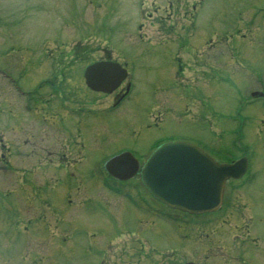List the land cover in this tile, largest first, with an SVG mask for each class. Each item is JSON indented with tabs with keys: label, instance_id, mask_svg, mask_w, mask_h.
<instances>
[{
	"label": "rangeland",
	"instance_id": "374dc122",
	"mask_svg": "<svg viewBox=\"0 0 264 264\" xmlns=\"http://www.w3.org/2000/svg\"><path fill=\"white\" fill-rule=\"evenodd\" d=\"M260 1L264 3L203 0L200 8H187L167 23V11L163 10L151 22L154 0H0V65H7L21 77L24 74L22 85L28 88L39 77L34 70L29 74L27 68L33 63L56 67L68 80L71 73L76 77L87 61L99 55L121 56L132 75L134 99L124 104V111L107 114L110 126L98 136L97 144L92 142L95 135L87 141L86 157L109 156L124 145L141 149L138 155L143 156L155 138L169 134H179L199 145L207 143L214 150L225 148L221 154L227 159L247 151L255 172V181L247 190L254 203L251 223L255 226L261 220L264 201V97L250 99L253 91L264 92V14H253L254 4ZM180 18L185 20L184 27L178 28ZM21 56L26 60H20ZM197 65L198 72L193 69ZM174 73L181 83L173 79ZM4 81L0 78V105L9 89ZM209 82L213 92L206 87ZM62 96L63 113H75L69 92ZM154 96L157 99L151 105ZM110 99L103 96L95 101L106 105ZM16 100L14 112L21 102ZM167 102L176 108L180 103L179 110H187L189 116L179 114L175 120L181 121L179 125L174 122L175 115L167 111L160 126L147 128L145 123L151 121L147 110L155 113L158 104ZM20 109V114L11 118L5 114L7 107L0 106V112H5L0 113V264H52L51 255L56 264H67L66 245L73 238L74 219L68 217L65 208L70 200L76 203L77 197L84 196L87 188H76L79 185L75 182L67 186L60 175L56 184L46 174L38 175L31 164L35 156L23 163L24 128L37 126V122H31L29 110ZM87 115L84 112L78 127L73 128L75 135L65 140V145L60 141L53 147L59 153H67L70 147L71 158L78 162L83 156V126L101 131L108 126L86 124ZM233 116L237 118L234 121ZM40 137H36L39 145L35 147L50 148V140ZM240 139L243 147L235 146ZM39 158L35 161L42 164L44 159ZM74 168L70 170L74 171L69 174L71 180L79 174ZM36 178L38 182L44 178L49 181L45 190H36L32 184ZM96 178L100 179L98 175ZM54 184L52 193L49 190ZM235 193L234 206L240 211L242 205L236 203L240 194ZM49 197L57 205L56 215L50 214L53 203ZM87 204L94 205V201ZM228 204L231 208V199ZM96 212L95 217H99L101 210ZM41 214L46 217L40 219ZM149 222L150 227L160 223L172 226L162 220Z\"/></svg>",
	"mask_w": 264,
	"mask_h": 264
},
{
	"label": "flooded vegetation",
	"instance_id": "af4514ba",
	"mask_svg": "<svg viewBox=\"0 0 264 264\" xmlns=\"http://www.w3.org/2000/svg\"><path fill=\"white\" fill-rule=\"evenodd\" d=\"M55 116H51L46 123L47 126L41 127L40 132L45 135H51L54 139H59L50 127H56ZM48 125L50 127H48ZM66 138L65 136H63ZM56 152V157L58 152ZM65 155V154H64ZM66 156V155H65ZM110 219H114L109 227H102L101 224L94 228L93 234L102 232V237L96 239V244L87 246L85 254L92 253L94 256L93 264H171L174 256L170 253L172 243L185 242V236L179 232L184 231L180 228L185 224H177L179 228L171 229L169 226L160 224L157 227H150V222L162 220V217H156L154 213H149L148 217H139L130 211H124L118 214H108ZM203 215H198L194 219L197 229L196 240L198 244V264H240L238 258H242L240 251L232 245L227 233H216V230L210 229V224L201 223ZM169 219V218H168ZM182 219H186L183 217ZM168 222V221H167ZM200 224L198 225V223ZM87 226L86 224H84ZM87 231V229H85ZM182 236V238H181ZM219 242L228 245L226 256L222 253L213 252L214 258H207L201 262V255H209L214 248H220ZM264 254V253H263ZM256 259L247 264L264 263V257L258 252H254ZM196 264V263H195Z\"/></svg>",
	"mask_w": 264,
	"mask_h": 264
},
{
	"label": "water",
	"instance_id": "95a60500",
	"mask_svg": "<svg viewBox=\"0 0 264 264\" xmlns=\"http://www.w3.org/2000/svg\"><path fill=\"white\" fill-rule=\"evenodd\" d=\"M113 65L114 66H108L106 68L105 65L103 67L104 69L101 68V66H98V64L88 66L85 72L87 82L93 85H100V87L105 90L109 89H106L105 86H109L110 84L112 86L116 85V83L118 82L117 80H119L124 75V72L119 70V67L117 65ZM110 68H115L112 74H109V71H106ZM116 76L117 78H114V81L108 80L109 78ZM204 155V153H202L192 145H187L185 143H170L169 146H164L163 148H161L160 151L157 152L155 157H150L147 160L144 168L142 169V179L144 182L149 184L151 182H154V185H156V180L164 182L170 179L178 185H183L185 182L188 181L187 177H185L183 173H180L179 176L173 175L174 173H179L181 168L189 174L188 177H190L194 182H201L203 179V183L205 184L206 188L213 186V181H211L212 175L210 173L215 172L217 176L214 185L219 186L222 180L225 177L229 176L228 170L225 167H219L216 163L212 161V159ZM160 163H162L163 167L166 165H171L172 167L170 170H158ZM192 166L195 167L196 171L193 170ZM243 169L244 163L237 165L236 169L233 170L236 173H241ZM183 198L185 197L183 196ZM191 202L193 201H190V203ZM194 202L196 203V205H198V207L201 204L195 200ZM201 208L202 207H199L197 209Z\"/></svg>",
	"mask_w": 264,
	"mask_h": 264
}]
</instances>
